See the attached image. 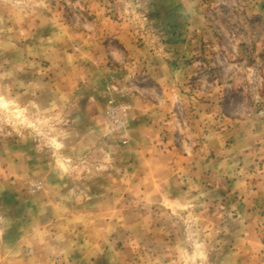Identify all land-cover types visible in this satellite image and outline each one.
<instances>
[{
  "label": "rangeland",
  "instance_id": "374dc122",
  "mask_svg": "<svg viewBox=\"0 0 264 264\" xmlns=\"http://www.w3.org/2000/svg\"><path fill=\"white\" fill-rule=\"evenodd\" d=\"M263 136L264 0H0V264H264Z\"/></svg>",
  "mask_w": 264,
  "mask_h": 264
},
{
  "label": "crops",
  "instance_id": "0c3cea01",
  "mask_svg": "<svg viewBox=\"0 0 264 264\" xmlns=\"http://www.w3.org/2000/svg\"><path fill=\"white\" fill-rule=\"evenodd\" d=\"M139 114V112L137 113ZM140 118V119H139ZM137 119V122H135L134 130L138 131H144L145 129L147 132H153L155 131L153 128L146 127L145 124L149 123L148 121H145L142 118V114H140V117ZM145 121V122H144ZM152 129V130H151ZM139 139V137L137 138ZM257 153L259 157L264 159V136H263V141L262 144H260L257 147ZM247 157V156H246ZM264 183V179L262 181ZM66 184L63 183H54L53 186L56 188L60 189L62 187H65ZM66 187H69V185H66ZM59 198H56L55 202H58ZM73 214H66L64 212L52 216L51 221H54L53 224V230L51 232L52 236V241L49 242L47 241V245H38L33 248L32 254H31V264H98L97 257L99 256V252H101L98 248H90L88 249L85 254L84 250L80 248V245H77L80 241L79 239L76 238L74 240V237L76 234H73L72 231L68 228L69 222L72 221ZM78 218V217H77ZM44 229H40L38 235L41 238V240H44L46 236L43 235ZM79 233V230H77ZM51 237V236H50ZM40 240V241H41ZM90 255V257H87V255ZM71 256H76L75 260L72 261H65L63 263H60L63 259H67V257L70 258ZM86 255V257H85ZM38 257V258H37ZM58 257L60 258V261H54V258ZM36 258V259H35ZM34 259V260H33ZM102 262H99L101 264Z\"/></svg>",
  "mask_w": 264,
  "mask_h": 264
},
{
  "label": "built area",
  "instance_id": "2783aa9c",
  "mask_svg": "<svg viewBox=\"0 0 264 264\" xmlns=\"http://www.w3.org/2000/svg\"><path fill=\"white\" fill-rule=\"evenodd\" d=\"M114 120H117V117H115Z\"/></svg>",
  "mask_w": 264,
  "mask_h": 264
}]
</instances>
